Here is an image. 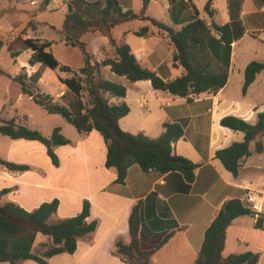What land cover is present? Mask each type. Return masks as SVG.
I'll list each match as a JSON object with an SVG mask.
<instances>
[{"label": "crops", "instance_id": "crops-1", "mask_svg": "<svg viewBox=\"0 0 264 264\" xmlns=\"http://www.w3.org/2000/svg\"><path fill=\"white\" fill-rule=\"evenodd\" d=\"M60 1L59 5H54L49 0H0V53L6 45L13 59L9 69L0 61V69L5 73L0 75V81L7 80L6 88H10L11 83L18 84V76L25 74L27 81L35 83L40 93L50 95L55 101L68 92L60 78L73 77L84 66V61L81 52L76 51L79 49L67 45L58 32L63 27L70 0ZM118 2L124 11L135 13H140L143 6L142 0ZM206 3L207 0H151L146 16L179 31L197 18L211 23L204 10ZM213 7L214 22L229 24L234 36L228 81L217 93L191 94L188 98L174 96L155 90L148 80L130 82L104 69L106 78H118L114 81L127 89L123 100L130 111L120 120L123 131L142 132L156 139L164 132V123L184 125V136L174 143V152L198 166L193 183L180 172L146 173L140 166L133 165L126 182L120 184L116 170L105 166L107 145L99 132H79L62 116L49 114L36 103L35 107L27 108L29 104H22L19 98L0 101V121L13 120L41 131L50 119L56 120L57 124L50 130L53 132L59 127L62 135L70 140V144L55 148L59 161L55 166L47 148L39 141L10 138L9 155L15 149L26 157L13 163L27 165L29 170L14 171L0 165V190L10 189L2 197L1 204L13 202L33 211L44 202L58 199V210L50 217V222L56 223L80 214L87 201L90 204L87 221L98 224L94 232L79 239L73 254H56L47 258L48 264H130L116 254V249L119 242H131L130 217L134 209L141 220L142 249L154 248L171 234L168 242L151 256L149 264H193L201 250L205 231L227 200L244 201L249 190L264 196V150L259 153L251 149L250 156L241 162L238 176L228 171L216 157L219 150L244 140L243 132L222 126L224 117L235 116L254 125L259 114L264 112V70L247 93L242 92L247 66L251 62L264 63V0H214ZM144 27H149L148 36L135 34ZM26 29L27 34L15 47L16 36ZM11 34L15 39L8 41L6 37ZM112 35L130 46L143 67L155 71L164 80L171 81L183 75L184 69L173 64L175 48L167 32L149 21L123 23L113 29ZM26 39L51 42L47 50L60 65L72 71L57 68L55 70L60 71L55 73L57 81L46 79L44 65L40 62L30 64L33 51L26 47ZM84 40L98 60L112 53L110 48L106 53L103 50L109 45L108 37L103 34H87ZM56 47L60 48L61 57L54 53ZM6 106L10 107V113L3 117L1 110ZM262 136L264 140V134ZM6 196L8 199H4ZM53 247L52 239L39 233L32 253L45 258ZM247 251L258 253V264H264V202L262 213L238 217L227 230L223 257ZM22 264L39 263L26 260Z\"/></svg>", "mask_w": 264, "mask_h": 264}, {"label": "trees", "instance_id": "trees-1", "mask_svg": "<svg viewBox=\"0 0 264 264\" xmlns=\"http://www.w3.org/2000/svg\"><path fill=\"white\" fill-rule=\"evenodd\" d=\"M142 2L140 13H135L132 10L124 11L118 0L69 1L63 27L58 32L67 45L79 49L84 61V66L73 77L60 78L73 99L67 100V95H64L55 101L50 95L40 93L35 83L27 81L25 74L19 75L17 82L22 94L29 96L49 114L62 116L79 132H99L107 145L105 166L116 170L118 183L126 182L128 171L133 165L140 166L146 173L180 172L189 183H193L198 166L174 152V143L184 136V125L179 122L164 123V132L156 139L142 132L132 134L123 131L120 120L130 111L123 100L127 89L124 85L106 78L104 69H109L111 73L125 77L130 82L148 80L155 90L166 91L174 96L188 98L191 94L217 93L228 81L234 36L229 24L217 25L214 22V0H207L204 9L211 19L210 24L197 18L179 31L146 16L151 0ZM134 20L149 21L157 29L167 32L175 48L173 64L184 69L182 76L171 81L164 80L155 71L143 67L128 44L113 37L112 31L116 26ZM94 33L108 37L109 45L103 49L105 53L108 48L112 49L110 55L106 54L100 60L84 40V36ZM135 34L148 36L149 27H144ZM25 45L33 51L31 65L40 62L53 70L59 68L61 71H72L69 67L60 65L53 53L47 50L51 42L39 43L34 39H26ZM12 55L17 56L15 53ZM263 70L264 63L251 62L247 66L243 94L247 93ZM4 74L0 69V75ZM113 98L117 101H112ZM221 124L244 133L242 142H235L216 153L224 167L234 176H238L242 160L250 156V143L264 134V112L259 114L254 125L235 116L224 117ZM0 134L15 140L39 141L47 148L48 156L55 166L59 165L55 148L70 144V140L62 135L59 127L54 128L50 137H45L38 130L17 124L13 120L0 121ZM263 150V143L256 142V151L261 153ZM0 165L14 171L29 170L27 165L2 159ZM9 192L10 189L0 190V262L22 264L26 260H33L39 264H48L47 258L56 254H73L79 239L97 228L96 221H87L90 216V204L87 201L80 214L51 223L50 217L59 207L58 199L44 202L37 209L28 211L13 202L1 204L2 197ZM245 215H254V212L244 201L227 200L205 231L201 250L193 264H258L260 255L251 251L227 257L222 255L229 226L235 219ZM140 226L141 220L137 209H134L130 217L131 242H119L116 249V254L130 264H149L151 256L171 237L169 234L154 248L144 250L139 239ZM39 233L50 237L54 244L45 258L32 253V246Z\"/></svg>", "mask_w": 264, "mask_h": 264}, {"label": "rangeland", "instance_id": "rangeland-1", "mask_svg": "<svg viewBox=\"0 0 264 264\" xmlns=\"http://www.w3.org/2000/svg\"><path fill=\"white\" fill-rule=\"evenodd\" d=\"M28 29L26 30H23L22 32H19L18 35L16 36V39L14 40V42H17V44H15V47H18L20 44L19 42L21 43L22 42V39H23V35L24 34H27V31ZM6 41V40H4ZM8 47L6 45H4L3 49L1 50V53H0V61L2 63V65L6 68H11L13 66V59L12 57L10 56V54L7 52L8 50ZM77 53H80L78 52L79 50H76ZM54 53L56 54V56H62L60 55V48L59 47H56L54 48ZM81 55V54H79ZM22 57H24V55H22ZM44 77L47 79H55L56 80V74L55 73H60L59 70H51L49 69L48 67L44 66ZM118 78H112L110 80L114 81ZM57 81V80H56ZM117 82V81H115ZM6 83H7V80L6 79H1L0 81V101L3 103L4 102H8L10 99H12V101L16 100V99H20L22 100V104H29L27 106L30 107H35L34 105V102L30 100L29 96L27 95H24L22 94L21 92V89L20 87L18 86L17 83H11V87L10 88H6ZM120 83V82H118ZM121 84V83H120ZM54 85H57L56 83ZM123 85V84H122ZM58 87V85L56 86ZM64 95H67V100H71L73 99V95H71L70 92H66V94ZM63 95V96H64ZM87 97L85 96L84 100L86 101ZM23 106V105H22ZM9 106H6L5 110H1L3 113L1 114L3 117L6 116V114L9 112ZM10 113V112H9ZM58 121L56 120H49L48 123L41 129V131H39L41 134H43L45 137H50L51 136V127L52 126H55L57 124ZM30 126H31V123H30ZM73 128V126H70ZM263 136L261 137H258L256 138V140L252 141L250 143V150L251 149H256V142L258 141H261L262 143L264 142ZM12 149L10 147V138L7 137V136H4L2 134H0V157L3 158L4 160L6 161H9V162H14V160H19V159H24L26 158L23 154L15 151V149L11 150V155H9V150ZM4 199H8V196H6ZM10 200H12L10 197H9Z\"/></svg>", "mask_w": 264, "mask_h": 264}, {"label": "built area", "instance_id": "built-area-1", "mask_svg": "<svg viewBox=\"0 0 264 264\" xmlns=\"http://www.w3.org/2000/svg\"><path fill=\"white\" fill-rule=\"evenodd\" d=\"M49 2L54 5H59L61 1L49 0ZM6 38L8 41H13L15 39V35L11 34L8 35ZM244 202L254 212L255 216H258L260 213L263 212L264 196L262 194L249 190L244 196Z\"/></svg>", "mask_w": 264, "mask_h": 264}]
</instances>
